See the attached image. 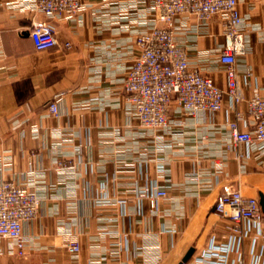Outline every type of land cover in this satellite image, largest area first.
Here are the masks:
<instances>
[{
    "label": "crops",
    "instance_id": "0c3cea01",
    "mask_svg": "<svg viewBox=\"0 0 264 264\" xmlns=\"http://www.w3.org/2000/svg\"><path fill=\"white\" fill-rule=\"evenodd\" d=\"M24 1L0 0V182L31 187L41 207L23 224L25 255L0 240V264H178L190 248L186 264H264V150L233 145L228 127L248 130L246 100L264 97V0H237L242 101L225 95L218 112L196 116L173 102L164 130L142 128L123 90L136 38L159 25L148 1L79 0L71 18ZM36 21L53 26V48H34ZM173 29L189 66L226 91L222 15L176 16ZM225 185L258 199L260 233L214 213ZM215 246L228 251L207 256Z\"/></svg>",
    "mask_w": 264,
    "mask_h": 264
},
{
    "label": "built area",
    "instance_id": "2783aa9c",
    "mask_svg": "<svg viewBox=\"0 0 264 264\" xmlns=\"http://www.w3.org/2000/svg\"><path fill=\"white\" fill-rule=\"evenodd\" d=\"M148 1L158 26L139 35L136 44L140 52L126 74L123 90L134 111L139 125L145 129H166L171 104L174 102L186 116L198 113H215L222 108L226 95L231 103L242 101L234 63L245 53L244 35L240 31L241 16L237 0H129ZM26 7L46 16H76L81 10L79 0H25ZM223 17L224 47L219 60L226 67L227 90L222 91L213 80L188 64L185 50L174 41L173 20L176 16L189 15L206 21L211 16ZM34 48L48 50L56 45L55 31L51 24L42 21L33 23L30 30ZM66 48L69 44H65ZM249 129H239L237 121L228 123L233 145L256 146L264 150V97L255 90L246 100ZM49 111L57 114L56 101L49 104ZM237 118L243 114L237 113ZM166 197L164 191L156 193ZM41 200L31 187L11 181L0 182V240L12 243L8 252L25 255L26 241L22 233L23 224L35 219L40 211ZM213 211L232 223V230L249 221L260 233L262 213L258 199L245 196L239 185H225L218 195ZM65 248L70 253L80 251L77 242H69ZM216 251L227 252V247H213L207 256L214 257ZM225 256L220 258L224 263ZM204 264H214L208 259ZM241 264V261L239 262Z\"/></svg>",
    "mask_w": 264,
    "mask_h": 264
},
{
    "label": "water",
    "instance_id": "95a60500",
    "mask_svg": "<svg viewBox=\"0 0 264 264\" xmlns=\"http://www.w3.org/2000/svg\"><path fill=\"white\" fill-rule=\"evenodd\" d=\"M260 203H261V205H263V204H264V201L261 200ZM193 252H194L193 248H190V249L185 253V255L182 257L181 261H180L178 264H186V263L189 261V259L191 258Z\"/></svg>",
    "mask_w": 264,
    "mask_h": 264
}]
</instances>
